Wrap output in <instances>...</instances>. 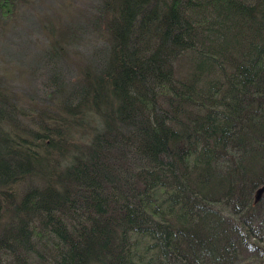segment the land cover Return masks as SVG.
I'll return each mask as SVG.
<instances>
[{"label":"trees","instance_id":"1","mask_svg":"<svg viewBox=\"0 0 264 264\" xmlns=\"http://www.w3.org/2000/svg\"><path fill=\"white\" fill-rule=\"evenodd\" d=\"M93 8L0 66V264H264V0Z\"/></svg>","mask_w":264,"mask_h":264},{"label":"rangeland","instance_id":"2","mask_svg":"<svg viewBox=\"0 0 264 264\" xmlns=\"http://www.w3.org/2000/svg\"><path fill=\"white\" fill-rule=\"evenodd\" d=\"M95 2L96 0H19L13 14L0 22L1 26H5L3 33L0 34V66L14 73L13 77L18 84H27L28 57L29 55L35 57L36 52L44 46L47 39L43 26L49 27L54 34H57L65 26H77V22H86L87 18L93 16ZM9 41L24 49L18 52L6 50L3 44ZM70 41H74L75 43L71 45L77 50L79 48L80 51L82 49L84 51L85 48L91 51L96 43V41Z\"/></svg>","mask_w":264,"mask_h":264},{"label":"water","instance_id":"3","mask_svg":"<svg viewBox=\"0 0 264 264\" xmlns=\"http://www.w3.org/2000/svg\"><path fill=\"white\" fill-rule=\"evenodd\" d=\"M264 189V184L259 188L258 194L261 193V191Z\"/></svg>","mask_w":264,"mask_h":264}]
</instances>
